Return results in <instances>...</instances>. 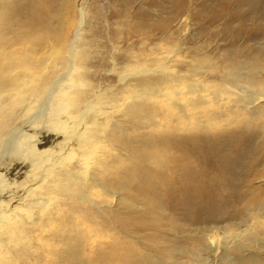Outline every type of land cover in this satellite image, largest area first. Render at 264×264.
I'll return each mask as SVG.
<instances>
[{
    "label": "bare ground",
    "instance_id": "6f19581e",
    "mask_svg": "<svg viewBox=\"0 0 264 264\" xmlns=\"http://www.w3.org/2000/svg\"><path fill=\"white\" fill-rule=\"evenodd\" d=\"M234 1L263 18L264 0ZM167 2L186 7L185 0ZM86 14L81 0H0V264H264V190L242 197L223 167L220 136L210 132L224 114L211 107H223L219 95L232 89L240 92L227 110L245 112L242 129L264 117V45L243 56L230 51L217 70L219 86L207 94L203 78L215 66L197 51L187 67L179 61L182 74L172 62L179 43L130 47L118 53L121 88L105 94L83 77ZM104 99L113 110L96 106ZM115 110L129 120L112 117ZM141 128L149 131L138 149L125 134ZM238 135H226L229 153ZM27 179L45 193L28 199L44 203L32 220L14 208L31 189H21ZM55 183L69 200L66 214L49 207ZM115 193L118 207L108 205L109 213L92 198Z\"/></svg>",
    "mask_w": 264,
    "mask_h": 264
},
{
    "label": "rangeland",
    "instance_id": "374dc122",
    "mask_svg": "<svg viewBox=\"0 0 264 264\" xmlns=\"http://www.w3.org/2000/svg\"><path fill=\"white\" fill-rule=\"evenodd\" d=\"M81 1L87 11V17L85 18L83 27L85 29V37L88 41V48L85 49V52L88 54L86 61L87 67L83 70L84 73L82 72L83 77L95 85L97 91L106 92L105 94H111L121 88L122 83L118 81V71L121 70L125 61H122L119 56L121 53L125 54L130 47L134 51H140L154 43H160V46H162L167 39H170L176 45L179 43L181 50L178 56L176 55V57H173L174 60L172 62L175 64L174 72H181L182 74L186 72L184 68H181L179 61H183V64L187 67L188 64H190V59L193 56L192 54L197 51L199 56L207 59V61H210L215 66V68L209 71V74L207 73V76L203 78L205 80V87L207 88V91H204L203 94H207V92H213V90L219 86L217 70H219L225 56H227L230 51L239 49L242 53L241 56H243L249 54L251 48L264 45V15L263 18H260L257 13L255 14L252 11L250 5L241 4L234 0H228L227 5H224L220 0L207 1L210 8L207 4L205 5L203 3V0H198L201 2L199 4H197L196 0H185L186 7L184 10L175 9L167 0ZM260 13H264V3H262V12ZM252 15L259 17L256 18L254 23L252 21ZM164 18L170 19V22L166 26L158 28L153 25L154 22ZM181 21L184 22L181 23ZM145 23L147 26H143V33L138 31L130 35L126 34L125 30L127 27L135 24L145 25ZM117 32H120L118 41H110L109 38H114ZM160 50L161 49H157L156 51ZM158 57H160V55H158ZM114 65L115 69L112 68ZM61 68L62 66L57 65L54 68V72L60 73L59 70ZM184 88L186 87H182L183 90H186ZM236 90L240 92L238 89H232L234 92V94L232 92L233 95L231 93H221L219 95V102L221 105H224L223 107H220V109L215 105L211 107L224 114L220 121L213 122L210 132L213 131L218 134L220 136V142L223 144V167H227L229 171V183L232 186L239 185L240 194L243 198H246L253 189L257 191L264 190V128H262L263 133L257 134L261 123H264V117H260L256 121L254 128L242 129V124L240 123L245 118V112L236 110V114L233 115L228 113L227 110V106L232 104V99L236 98L239 94ZM225 98L228 99L224 101ZM97 101L95 103L97 107H105L113 110L109 108L111 106L109 99ZM262 103H264V99L259 101L258 104ZM251 106L252 105H250V107ZM120 114L121 112L119 110H115L111 113V116L129 120V116ZM146 131H149V128H141L137 132H127L125 136L129 138L132 145L138 149H143V145H141V136L146 133ZM231 132H239V135L234 148L229 153L230 142L226 139V135ZM198 133L203 134V132ZM118 152L123 158L129 156L127 151L123 149H120ZM110 153L114 154L116 152L112 150ZM201 154L205 157L204 152ZM225 155L226 157H224ZM129 159L132 161L131 163L138 162L136 159H131L130 157ZM11 183L21 184L17 181ZM30 184V180L28 179L22 184L21 189L24 186L31 189H28L26 194H24L25 200L17 202L14 208L23 211L32 220L35 214L39 212L40 209H43L44 203H33V205H29L28 199H36L37 197L45 196V193L43 188L41 191L42 194L35 192V187L32 188ZM55 185L56 189L46 193L54 196V199L49 202V207L56 205L62 213L65 212L66 214V212H69V200L65 197H61L57 192L60 190L59 187L61 184L55 183ZM225 192L231 195L234 190L229 188ZM120 195L122 196V194ZM118 196V193H115V195L110 194L106 197L105 195L98 194V197L96 196L97 198H92L95 202L101 204V208L104 212L109 213L111 208L118 207ZM108 205H111L110 209ZM72 211H74V213L76 212L74 208H72ZM97 212L101 217L104 216L101 212L95 210L96 214ZM79 215L80 221H86L85 215ZM217 224L218 227H222L224 222L219 221ZM30 229L32 228L30 227ZM36 231L38 230L36 229L35 232ZM218 231L220 233L221 229ZM261 253L263 255L262 257H264V250L260 251V254Z\"/></svg>",
    "mask_w": 264,
    "mask_h": 264
}]
</instances>
